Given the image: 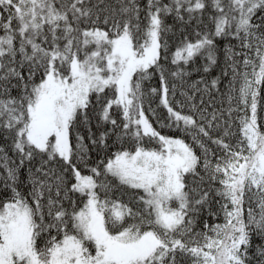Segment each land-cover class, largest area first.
Wrapping results in <instances>:
<instances>
[{
	"label": "snow or ice",
	"instance_id": "6c2138e0",
	"mask_svg": "<svg viewBox=\"0 0 264 264\" xmlns=\"http://www.w3.org/2000/svg\"><path fill=\"white\" fill-rule=\"evenodd\" d=\"M118 2L0 0V135L19 161L0 149V264H264V243L252 251L254 235L264 241V0H147L143 27L137 0ZM168 16L205 27L177 48L175 68L161 63ZM229 39L241 51L223 48L227 107L204 105L219 77L193 81L174 106L169 76L185 83L198 57L208 73ZM153 99L179 137L150 123ZM205 209L224 222L198 231Z\"/></svg>",
	"mask_w": 264,
	"mask_h": 264
},
{
	"label": "trees",
	"instance_id": "16d2710c",
	"mask_svg": "<svg viewBox=\"0 0 264 264\" xmlns=\"http://www.w3.org/2000/svg\"><path fill=\"white\" fill-rule=\"evenodd\" d=\"M95 2H96V0H91V3H95ZM169 2H170V0H161V3L162 4H167ZM225 2H226V0H225ZM105 3L106 4H109V5H112L113 7H115L117 9V12H118L119 7H120L118 0H105ZM137 3L141 7V9H142V11L140 13V20H141V26L143 27V25L146 23V20L144 19V17H145V12H146L147 0H137ZM57 6H59V5H57ZM208 13L210 15L211 14H214V13H212L211 8L206 9L205 10V13H204V16H203V20H204V24H207L208 28L209 29H212L214 26L212 25L211 22L208 21V16H209V15H207ZM257 15H260V14L258 13ZM3 16L5 18L7 17L6 16V12L3 13ZM184 16L187 19V14L186 13H184ZM173 19H174V16H168V17H165L164 18L165 24L167 26H170V28H175L176 27V24L178 23L176 20H173ZM254 22H258L255 17H254ZM204 24L203 25L202 24L198 25L196 20H192L190 23H185L183 27H179L178 29L176 28V31L179 32V30H181V29L184 30L186 27H188V30L189 31H184V32L186 34L191 35V36H190V38H187V36L186 37H183L182 40L177 41L176 43H173L171 46H168L167 53H166V55H167V61H165L164 59H162L161 60V63L162 64H165L169 68H175L176 66H174V65L171 64L172 55L175 53V51L177 50L178 47L182 46L185 38H187L190 41H195V39H196V35H195L196 31H198V30L199 31H204L205 30ZM101 26H103V25H101ZM13 27H15V23L13 24ZM2 34H3V31H2V29H0V35H2ZM163 39H165V38H163ZM222 41H224V42H226L228 44V40H218V43H220ZM229 43L234 46V51H237V52L241 51V49L239 47L236 48L238 42L235 43V42L231 41V39H229ZM218 49H219L218 52H221V51L223 52V49L220 48L219 46H218ZM254 54H255V50L254 49L251 52H249V55L250 56H254ZM198 61H201V59L199 57L196 58L195 64H190L189 66H187V70L190 72V75L184 77L185 83L181 84V81L180 80H174L171 76H169V86L171 87V85L173 83H175L177 85L176 97H175V100L172 101V103H173L174 106H175L177 100L183 101L184 98L180 96V92L182 90L183 91H187L189 94H192V89L190 87V85L192 84V82L193 81L201 80V79H203L202 77L209 78L210 77L209 74L215 68V65H213L211 67V69L209 70L208 73H204L201 70V73H202L201 76H199V75H194L193 76L194 68L201 67V65L195 66V65H197V62ZM204 63H202V64H204ZM183 67H185V66L184 65H181V68H183ZM25 75H26V72H25ZM212 80H211V78L210 79H206V81H204V83L200 84L199 87L201 89H203L204 86H205V84H207L210 87ZM228 82L229 81H223V82H220L219 81L218 86H217V88L219 89L218 91H217V89H211L210 94L205 93L204 94V105L206 106V105L211 104L217 110L221 109L222 107H227L226 96L224 95V93L227 92L226 85L228 84ZM145 84L147 85L148 82L146 81ZM151 84L153 86H156L158 84V76H156V77L153 78V80L151 81ZM238 86L239 85L237 84V87ZM12 95H14V96L17 95V91L15 89L12 90ZM200 95H201L200 93H196L195 94V103L197 105L200 104ZM94 102H95V98L93 97V103ZM158 103H159L158 100H155V99H153L151 101V108L152 109H155L156 112H157L158 119H156V118H152V114L149 111V102L146 100V102L144 104V109H145V113L148 116L149 120L151 121V123L153 124V126L158 131L161 132V134L169 135V136H172V137H179L180 136V133L179 132H176V131H173V130H169L167 128H163V127L160 126V123H162L164 121V119L167 117V112L162 107H157ZM262 103H264V101H262ZM176 110L177 111H180L181 109L176 108ZM212 110H213L212 107H208L207 108V112L208 113H211ZM182 111H183V113L188 114V112H189L188 106L186 105L182 109ZM89 115L90 116L92 115V112L91 111H90ZM237 115H238L237 113H233L234 130H238V124L235 123V117ZM260 115L262 117H264V109L261 110ZM261 123L264 124V120H262ZM78 127L80 128L81 133L86 136L87 135L86 128L84 126H82V125H78ZM91 127H92L93 131H98V129L96 128V124H95L94 120H93V122L91 124ZM109 127H110V125H109ZM219 134L220 133L218 131H214L212 133L213 136H218ZM184 139H185V142L186 143L192 144V139H191L190 136H185ZM114 140H115V137L113 136V137H111V139H109L108 143L109 144H112ZM232 142L233 143L235 142L234 139L232 140ZM73 143H75V134H73ZM210 147L213 148L212 145H210ZM0 149H4V153H6L9 156L10 161L11 160H16L17 163L19 162L18 161V158L14 155V153L12 151V148H11V140L9 139V140L5 141L3 139V137H2V135H0ZM193 149H194V151L196 152L197 155H200V149H199V147H197L195 144H193ZM214 150L217 152L218 155H222V153H220L218 149H214ZM2 154L3 153H0V155H2ZM91 156L93 158H95L96 157V153L95 152H92L91 153ZM213 159L215 160V158H213ZM22 169L20 171L24 173V171ZM3 175H4V171H3L2 168H0V176H3ZM25 175H26V173H25ZM0 189H3V180L2 179H0ZM101 197H103V196H101ZM124 199H125V201H127L128 197L125 196ZM210 207H211V210L213 212H218V205H216L214 202L211 204ZM209 218L211 220L210 221H207ZM217 218H218V216L216 217L215 220H213V217L211 215H209L208 210L205 209L202 212V214L199 216L198 220H197L196 230L201 231L202 229H204L203 228V225H204V222L205 221H207L209 223H217ZM261 243H264V241H261L258 237H256L254 235L253 236V239H252V246H253L252 247V251L254 252L255 247L257 245L261 244Z\"/></svg>",
	"mask_w": 264,
	"mask_h": 264
},
{
	"label": "bare ground",
	"instance_id": "6f19581e",
	"mask_svg": "<svg viewBox=\"0 0 264 264\" xmlns=\"http://www.w3.org/2000/svg\"><path fill=\"white\" fill-rule=\"evenodd\" d=\"M8 14L6 13V16H7ZM207 15H210L209 13L207 14ZM173 20H175V18L173 19ZM185 20H187L186 18H185ZM185 24V23H184ZM184 24H181V23H177L176 24V27L175 28H170V26H168L169 27V31L164 35V37L163 38H165L164 40L165 41H167V49H168V46H171L173 43H176L177 41H180V40H182L183 39V37H186L187 36V38H190V36L191 35H189V34H186L184 31H189L188 30V27H186L184 30H179V32H177L176 31V28L178 29L179 27H183L184 26ZM203 25V24H202ZM167 26V25H166ZM231 41H233V42H235V43H237V41L235 40H231ZM225 44H227L226 42H224V41H222V42H220V43H218V46L220 47V48H224V46H225ZM228 44H229V40H228ZM236 48H238L237 46H236ZM162 52H163V49H162ZM217 59H218V64L217 65H215V68L213 69V71L209 74L210 75V77L209 78H204V77H202L203 78V81H206V79H210L211 78V80L212 79H216L217 77H219L220 79H219V81L220 82H223V81H229V79H230V77H231V69L230 68H228L227 67V63L228 62H226L225 61V57H224V53L221 51V52H217ZM240 59H242V57L240 58ZM205 61H203L202 59H201V61H198L197 62V65H195V66H198V65H201V67H199V68H194V71H193V76L194 75H199V76H201L202 75V73H201V70H202V67H203V64L202 63H204ZM215 71V72H214ZM225 71H228V73H229V75L228 76H225L224 75V72ZM206 77V76H205ZM34 165H35V162H34ZM27 168H28V166H27V164L25 165V167L22 169L23 171H24V173L23 172H21L20 171V180L21 181H27ZM33 171H34V167H33ZM25 173H26V175H25ZM19 187L26 193L29 189H30V185H25L24 183H21L20 185H19ZM2 190L3 189H0V192H2ZM104 194L103 193H101V196H103ZM211 219L209 218L207 221H210ZM224 222V218H223V213L222 212H220L219 213V215H218V218H217V223H223ZM204 229H202L201 231H203Z\"/></svg>",
	"mask_w": 264,
	"mask_h": 264
},
{
	"label": "rangeland",
	"instance_id": "374dc122",
	"mask_svg": "<svg viewBox=\"0 0 264 264\" xmlns=\"http://www.w3.org/2000/svg\"><path fill=\"white\" fill-rule=\"evenodd\" d=\"M103 198V197H102Z\"/></svg>",
	"mask_w": 264,
	"mask_h": 264
}]
</instances>
